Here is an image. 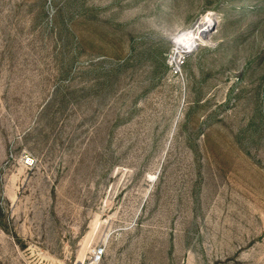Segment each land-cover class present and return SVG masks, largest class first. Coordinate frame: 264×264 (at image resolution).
<instances>
[{
    "label": "rangeland",
    "instance_id": "rangeland-1",
    "mask_svg": "<svg viewBox=\"0 0 264 264\" xmlns=\"http://www.w3.org/2000/svg\"><path fill=\"white\" fill-rule=\"evenodd\" d=\"M99 245L264 264V0H0V264Z\"/></svg>",
    "mask_w": 264,
    "mask_h": 264
},
{
    "label": "bare ground",
    "instance_id": "bare-ground-1",
    "mask_svg": "<svg viewBox=\"0 0 264 264\" xmlns=\"http://www.w3.org/2000/svg\"><path fill=\"white\" fill-rule=\"evenodd\" d=\"M212 23L211 20L207 19L200 22L192 31H186L182 35L179 34L180 37L175 40L176 51L173 55V60L176 64H179V60L182 59L183 54L191 51L196 42L208 38V28Z\"/></svg>",
    "mask_w": 264,
    "mask_h": 264
},
{
    "label": "built area",
    "instance_id": "built-area-1",
    "mask_svg": "<svg viewBox=\"0 0 264 264\" xmlns=\"http://www.w3.org/2000/svg\"><path fill=\"white\" fill-rule=\"evenodd\" d=\"M26 160L30 161V157L27 155L25 157ZM104 256V248L99 245L97 246L92 253V263L93 264H99Z\"/></svg>",
    "mask_w": 264,
    "mask_h": 264
}]
</instances>
